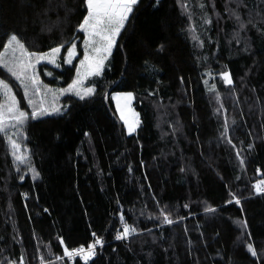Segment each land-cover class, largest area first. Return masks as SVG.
I'll return each instance as SVG.
<instances>
[{
  "label": "trees",
  "instance_id": "16d2710c",
  "mask_svg": "<svg viewBox=\"0 0 264 264\" xmlns=\"http://www.w3.org/2000/svg\"><path fill=\"white\" fill-rule=\"evenodd\" d=\"M85 15V0H0V54L11 35L64 49ZM51 71V87L75 75ZM90 83L14 128L25 164L0 134V264H71L65 247L97 239L72 264H264V0H139ZM115 92L133 94L135 133ZM125 224L136 231L116 239Z\"/></svg>",
  "mask_w": 264,
  "mask_h": 264
},
{
  "label": "snow or ice",
  "instance_id": "6c2138e0",
  "mask_svg": "<svg viewBox=\"0 0 264 264\" xmlns=\"http://www.w3.org/2000/svg\"><path fill=\"white\" fill-rule=\"evenodd\" d=\"M139 0H85L86 4V15L83 18L82 23L79 25V31L86 34L84 41L85 54L84 58L80 61V66L77 69V78L73 80L72 84L69 85L68 89L61 90V93L73 92L80 99H84L86 96H90L95 91L94 88H82L83 79L87 76H98L101 74L104 62L111 55L112 48L115 45L116 37L120 34L124 28L125 23L129 20L130 14L133 12L134 6L137 5ZM238 18V17H237ZM15 45L16 47H13ZM7 48H11L15 53L18 48L21 56L24 59H19L15 67H9L8 71L13 77L16 78L24 88V95L27 98L29 105H33V111L29 115L21 110L18 106V101L15 95L12 94V89L3 80H0V96L5 100V103H0V134L7 135L10 128H16L18 125L22 126L26 121L36 119L37 117L49 115V110L44 107L43 101H40L37 106L33 99L28 96L29 86H32L33 95L39 93V80L37 79L34 71L35 65L31 62L33 56L36 57V63H39L43 59H48L49 62H54L56 54L60 53L61 48L56 47L51 49L50 53L37 55L35 53H29L24 45L19 41L16 35L10 37V41ZM68 59L67 63H71L72 59L77 55L76 44L72 43L67 49ZM0 63L7 64L3 56H0ZM83 69V71H81ZM223 80L227 84L232 83V79L229 73L225 72L222 74ZM214 89H210L212 91ZM127 99H132V94L127 95ZM61 109L52 107L51 112L58 113ZM121 119L124 120L125 124L128 125V132L131 134L135 131V126L125 119L123 112L121 113ZM227 131V128L225 129ZM15 159L21 164L27 160L26 155L17 154L21 153V143L13 140L11 136L8 137ZM229 143L231 141H228ZM243 163V161H241ZM34 171V170H32ZM38 175V173L36 174ZM264 180L259 181L254 185L257 193H264ZM231 202V201H230ZM239 204V200L235 201ZM206 211L214 212L215 209L208 208ZM164 221L168 224L173 223L167 215L164 216ZM135 228H130L129 225H124L123 232L116 236V239H123L127 237L131 232H135ZM63 243V241H61ZM101 244V241L97 239L94 244L88 245V250L85 252L84 247L79 249L69 250L67 247L64 248L63 255L66 257L80 256L83 255L84 260L87 261L91 256L95 254L96 245ZM249 251L253 256L257 255V252L253 249L252 245H249ZM60 257H58L59 259Z\"/></svg>",
  "mask_w": 264,
  "mask_h": 264
},
{
  "label": "rangeland",
  "instance_id": "374dc122",
  "mask_svg": "<svg viewBox=\"0 0 264 264\" xmlns=\"http://www.w3.org/2000/svg\"><path fill=\"white\" fill-rule=\"evenodd\" d=\"M83 34H84V38L82 40H75V41L71 42L66 48H64V49L61 48L60 53L56 54V56L54 58V62H49L48 59H43L39 63H36V57L33 56L31 58V62L35 65V67H34V70H30V74L32 71H34L37 79L40 82L39 83L40 91H39V93L33 95L32 86L30 85L29 89H28V96H29V98L33 99V101L35 102V104L37 106L39 105L40 101H43L44 107L49 110L50 115L60 114L66 109V106L63 105L62 103H60L61 97L65 96V95H73L75 97H78L73 92H65L62 94L61 90L68 89L69 85L72 84L73 80H75L77 78V69L79 68L80 61L84 58V54H85L84 41L86 38V34L84 32H83ZM10 37H9V39L5 45V48L3 49V51L0 54V56H3L4 60L7 61L6 65L4 63H0V65L7 70L8 74H7L6 78L1 77L0 80L5 81L10 86V88L12 89V94L15 95L17 101L19 99H18L16 92L17 91L21 92V94H22V105L18 104V106L21 110H23V111H25L26 109L27 110L28 109L33 110V105L28 104L27 98L24 95V91H25L24 88L21 86L20 82L18 80H16V78L13 77L11 75V73L8 71L9 67H15V65L19 59H24V57L21 56V53H20L18 48L16 49L15 53H13L11 48L6 47L10 41ZM117 38H118V36L116 37V41H117ZM72 43L76 44L77 55L72 59L71 63H67L66 62V60L68 59L67 49H68V47L71 46ZM115 44H116V42H115ZM13 47H16V46L13 45ZM114 47H115V45H114ZM114 47L112 48L111 54L113 52ZM50 52L51 51L44 52V53H35V54H37L39 56V55L47 54ZM110 60H111V55L108 57L107 60H105L103 70L109 66ZM63 64H65L67 66H73L74 65L75 75H74L73 80L71 81L70 84H68L65 87H51L49 85V83L45 82L42 79L41 73L45 72L46 74H48V77H49V75L52 72L51 69L60 68ZM47 67H49L51 69H47ZM103 70H102V72H103ZM81 71H83V69H81ZM94 77H97V76H87L86 78H84L83 79V85L81 87L82 88H88V87L93 88V86L91 85L90 82ZM129 93H131V92H115V93H113L112 97H113L116 112H117V115L119 116V118L121 119V113L123 112L125 119H127L129 123H131L135 126V131H136V129L138 127L139 118H138L137 113H135V111H134L133 94L131 93L132 94L131 100L127 99V95ZM0 103H5V100L2 96H0ZM52 107L59 108V109H61V111L58 113L51 112ZM122 121L124 122V120H122ZM124 124H125V122H124ZM125 127H126V130L128 132V125L125 124ZM135 131L132 133H135ZM9 136H11V138L13 140L17 139V132L14 130V128H10L8 130L7 137H9ZM8 141H9V139H8ZM9 145H10V142H9ZM10 148H11V145H10ZM17 154H24L27 157V150L21 148V153H17ZM11 155H12L15 163L17 165H20L21 163L15 159V155L13 154L12 148H11Z\"/></svg>",
  "mask_w": 264,
  "mask_h": 264
},
{
  "label": "built area",
  "instance_id": "2783aa9c",
  "mask_svg": "<svg viewBox=\"0 0 264 264\" xmlns=\"http://www.w3.org/2000/svg\"><path fill=\"white\" fill-rule=\"evenodd\" d=\"M91 244H94V243H91ZM89 245H90V244H89ZM96 246H97V245H96ZM80 247H82V246H80ZM80 247H79V248H80ZM83 247H84V246H83ZM79 248H76V249H79ZM84 249H85V252H87V250H88V246H85ZM73 250H75V249H73ZM93 256H94V255H93ZM93 256H91L88 260H90ZM76 257H79L80 260L85 261L83 255H80V256H73V257H71V258L67 257V258L69 259V262L72 264V263L74 262V258H76Z\"/></svg>",
  "mask_w": 264,
  "mask_h": 264
},
{
  "label": "water",
  "instance_id": "95a60500",
  "mask_svg": "<svg viewBox=\"0 0 264 264\" xmlns=\"http://www.w3.org/2000/svg\"><path fill=\"white\" fill-rule=\"evenodd\" d=\"M118 84V82L117 83H115L108 91H107V93H106V95L107 96H109L111 93H112V91H113V89L115 88V86Z\"/></svg>",
  "mask_w": 264,
  "mask_h": 264
}]
</instances>
